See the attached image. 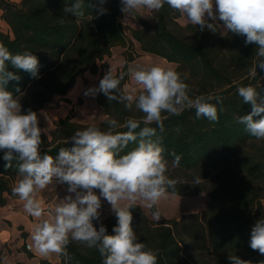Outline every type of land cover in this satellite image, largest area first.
I'll use <instances>...</instances> for the list:
<instances>
[{
  "label": "trees",
  "instance_id": "1",
  "mask_svg": "<svg viewBox=\"0 0 264 264\" xmlns=\"http://www.w3.org/2000/svg\"><path fill=\"white\" fill-rule=\"evenodd\" d=\"M72 2L0 0V19L9 30L6 34L0 32V43L13 54L31 51L40 63L39 78L9 65L8 71L20 79L9 81L6 90L20 95L16 92L19 87L23 93L22 110L26 112L30 108L38 114L55 97L66 96L83 74L99 73L103 78L106 60L112 57L114 48L124 50V62L117 75L126 72L140 56L134 50L135 44L142 54L175 65L174 70L187 76L185 82L192 90L190 95L222 98V104H217L218 110L223 108L218 122L197 119L192 109L166 119L162 133L157 130L168 161L166 175L177 181L175 194L170 195L189 197L203 193L209 197V203L203 211L159 221L150 219L138 205L130 209L132 227L141 242L158 252V264H231L229 255L250 260L252 264L264 260V256L249 246L252 227L264 218L261 203L264 149H257L254 156L239 154L248 142L257 139L237 122L238 116L251 112V106L243 103L237 88L251 85L264 94V70L257 67V75H250L256 45L245 46L244 37L222 34L220 28L213 33L207 29L200 32L199 26L190 23L180 25V14L167 5L159 13H150V19L138 14L139 29L126 31L120 0H103V3L84 0L85 15L78 21L63 11ZM101 7L107 9L103 14H100ZM91 16L93 19L89 20ZM61 18L66 20L63 25L59 23ZM128 79L126 76L121 82L122 88ZM95 102L104 120L115 118L123 123L128 117L143 116L135 110L129 112L116 101L110 103L103 93H96ZM104 120L98 126L106 128ZM86 126L73 122L70 117L54 121L48 134L42 133L41 154L55 156L59 148L71 147L65 141ZM135 147L136 144L130 143L121 154ZM173 152L182 157L178 167L172 165ZM3 155L0 151V206L18 198L11 192L19 177L16 162L6 169ZM232 166L235 169H229ZM100 213L101 219L94 221V226L98 228L102 222L112 234L115 214L102 210ZM67 251L73 257L68 264H102L94 249L73 242ZM2 258L0 252V264ZM41 264L52 263L41 261ZM53 264H65V258L58 255V261Z\"/></svg>",
  "mask_w": 264,
  "mask_h": 264
},
{
  "label": "clouds",
  "instance_id": "2",
  "mask_svg": "<svg viewBox=\"0 0 264 264\" xmlns=\"http://www.w3.org/2000/svg\"><path fill=\"white\" fill-rule=\"evenodd\" d=\"M120 4L124 24L138 14L159 13L167 5L190 24L199 26L200 32L207 29L215 33L223 28L227 34L242 36L245 46L256 45L250 75H257V67L264 70V0H120ZM83 8L84 0H73L63 11L78 21L85 15ZM106 11L100 8V14ZM59 23L63 25L66 20L61 18ZM9 65L39 78L40 63L33 52L13 54L0 43V151L4 153L6 169L13 167V161L17 165L19 179L11 189L12 195L23 202L26 213L39 221L32 233L36 253L43 257L63 256L68 264L73 257L67 249L75 242L96 250L102 264H158V252L141 242L134 231L130 211L142 205L152 210V218L159 221L161 213L156 205L175 194L177 181L166 175L168 161L157 130L162 133L166 119L192 109L197 119L218 122L223 108L218 110L217 104H222V98L193 97L185 82L187 76L171 67L136 64L119 75L110 68L98 88L89 89V93H103L110 103L116 101L129 112L135 110L143 116L128 117L123 123L106 118V128L91 124L77 129L65 141L72 146L61 147L52 156L41 154L45 130L39 127L37 112L22 110L23 93L19 87L16 92L20 95L5 88L9 81L20 79L8 71ZM126 76L131 84L122 88ZM237 94L251 106V112L238 116L237 122L251 137L264 140V94L251 85L239 86ZM130 143L136 147L122 155ZM171 154L173 167H178L181 155ZM53 182L66 184L67 195L49 205L45 217L44 206L36 195ZM101 198L110 204L116 217L112 234L102 222L98 228L94 226V221L101 219ZM249 246L264 256V218L252 227ZM228 259L231 264H252L237 255H229ZM258 264H264V260Z\"/></svg>",
  "mask_w": 264,
  "mask_h": 264
},
{
  "label": "rangeland",
  "instance_id": "3",
  "mask_svg": "<svg viewBox=\"0 0 264 264\" xmlns=\"http://www.w3.org/2000/svg\"><path fill=\"white\" fill-rule=\"evenodd\" d=\"M151 15L147 16V19H150ZM180 25H186L189 22L186 18L182 17L179 19ZM125 30L127 31L130 29L127 25L124 26ZM222 34H225L223 28H220ZM0 32L2 33H9V30L5 23L0 19ZM134 50L140 56L134 60L130 66L140 64V65H153L158 64L165 67L175 68V65L171 66L170 63L162 59L151 58L144 54H142L139 50L138 44L134 45ZM124 50L121 48H116L113 51V57L110 58L109 61L106 60L107 63V70L104 71L103 76L105 73L111 68L115 74L120 72L122 68V61ZM101 67V64L99 63ZM76 86L71 90V92L64 96V97H55L54 100L44 107L38 113V120H39V127L44 129V134H48V131L53 128L54 121L59 119L70 117V119L78 124L83 125H91L96 124L98 125L104 120V116L100 107L95 102V95L89 93V89L98 88L99 81L101 75L98 73L96 75H92L90 73H86L77 78ZM131 84L130 78L128 79L127 83L124 85L128 86ZM264 149V140H256L252 142H248L242 149L239 150V154H245L254 156L257 149ZM240 156V155H239ZM229 167V169H235ZM217 183V182H216ZM209 203V197L203 193L197 196H189V197H179L174 195H169L167 199L161 200L157 205L156 208L161 213L160 220L171 219L180 216L183 213H197L206 209ZM262 205H264V200L261 201ZM107 202L102 203V208L100 210L106 211L107 209ZM142 209L145 211L147 216L152 218V210L143 207L140 205Z\"/></svg>",
  "mask_w": 264,
  "mask_h": 264
},
{
  "label": "crops",
  "instance_id": "4",
  "mask_svg": "<svg viewBox=\"0 0 264 264\" xmlns=\"http://www.w3.org/2000/svg\"><path fill=\"white\" fill-rule=\"evenodd\" d=\"M139 15L147 18L150 13L145 12L142 15ZM124 19L125 17L123 14L122 21ZM180 19H182V17ZM122 25H127L130 29H139L140 27L136 19L126 24L122 23ZM114 50H116V48L112 50V54ZM144 55L151 58H157L149 54ZM109 60L110 59H107V61ZM123 62L124 61H122V64ZM169 65L173 66L172 64ZM76 82L73 88L76 86ZM71 90L66 95H68ZM18 179L19 177L16 178L15 183ZM66 189V184L56 185L55 182H53V184L49 185L46 189L37 193L36 199L44 206L45 217L48 213V206L55 204L59 198L62 199L67 195ZM96 192L99 194V190H96ZM101 201L102 203L107 202L106 200H103V198H101ZM107 211H111L110 204L107 205L105 212ZM38 222L39 221L36 218L24 211L23 202L18 198L9 199L5 206H0V252L3 255L1 264H41V261L53 264L58 261V255L56 254L43 257L34 250L32 233L35 224ZM25 244L30 246V251L25 250Z\"/></svg>",
  "mask_w": 264,
  "mask_h": 264
},
{
  "label": "built area",
  "instance_id": "5",
  "mask_svg": "<svg viewBox=\"0 0 264 264\" xmlns=\"http://www.w3.org/2000/svg\"><path fill=\"white\" fill-rule=\"evenodd\" d=\"M24 248H25L26 251H30V246L29 245L25 244Z\"/></svg>",
  "mask_w": 264,
  "mask_h": 264
}]
</instances>
